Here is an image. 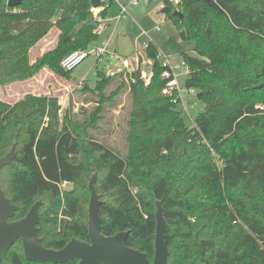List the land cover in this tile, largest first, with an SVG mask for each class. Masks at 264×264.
Here are the masks:
<instances>
[{
  "label": "trees",
  "instance_id": "16d2710c",
  "mask_svg": "<svg viewBox=\"0 0 264 264\" xmlns=\"http://www.w3.org/2000/svg\"><path fill=\"white\" fill-rule=\"evenodd\" d=\"M8 1L0 0L1 89L29 81L43 68L70 81L62 58L88 47L112 2L22 0L9 7ZM159 1V13L180 40L194 44V55L181 53L189 69L185 86L195 89L204 111L193 127L184 124L178 96L161 93L164 68L151 42L144 47L151 61L147 83L135 72L108 75L96 68L94 88L85 87L96 106L83 120L69 111L60 120L58 102L49 96L0 100V158L14 147L16 165L0 173L1 190L18 206L9 222L41 201L38 228L45 248L59 250L72 238L88 241L87 186L96 175L101 233L129 231L125 245L150 262L159 201L167 264H264V88H257L264 66V0ZM53 28L59 32L55 49L31 61V49ZM119 77L126 83L107 96ZM122 87L131 102L124 157L92 134ZM63 182L71 188L60 189ZM0 264L38 263L25 260L16 240Z\"/></svg>",
  "mask_w": 264,
  "mask_h": 264
},
{
  "label": "rangeland",
  "instance_id": "374dc122",
  "mask_svg": "<svg viewBox=\"0 0 264 264\" xmlns=\"http://www.w3.org/2000/svg\"><path fill=\"white\" fill-rule=\"evenodd\" d=\"M118 1L127 5L128 17L121 20L117 19ZM108 3L109 0L106 1V4ZM161 6L162 3L159 0H139L137 6L130 5L129 0H112L106 15L100 18V25L93 32L90 43L85 49L89 55L70 72V81L43 68L29 81L0 88V100L14 104L27 94L49 96L58 102L60 120L63 119L66 111L79 120H83V113L89 114L96 106L95 94L85 89L86 86L91 90L94 88L97 80L96 68L108 75L126 73L121 62L127 59L131 63L130 69L139 70L141 79L147 83L151 75V61L146 57L144 47L151 42L157 47L158 55H162L159 62L165 57L171 66L180 67L174 71L178 90L175 94L179 95L177 110L180 111L184 124L188 128L193 127V120L204 111V105L197 100L195 89H187L185 86L187 74L184 73L181 53L188 52L194 55L192 52L194 44L180 40L177 29L159 13ZM98 12V10L94 11L95 18ZM59 16L60 11H57L55 19ZM157 27L159 31L156 30ZM55 32L56 30L50 32L36 45L30 53L32 60L55 49L58 40ZM97 47H105L106 53L100 61L92 53ZM121 82L126 83V79L117 78L115 84L107 87L105 94L109 96L121 85ZM113 98L114 103L104 106L105 112L101 114L97 129L92 131V134L98 142L124 157L126 155V119L131 103L126 87H122ZM70 188L71 186L65 190Z\"/></svg>",
  "mask_w": 264,
  "mask_h": 264
},
{
  "label": "water",
  "instance_id": "95a60500",
  "mask_svg": "<svg viewBox=\"0 0 264 264\" xmlns=\"http://www.w3.org/2000/svg\"><path fill=\"white\" fill-rule=\"evenodd\" d=\"M21 1L9 0L7 6H18ZM174 15L179 19L183 18L178 11L174 12ZM135 75L137 79H141L139 70ZM260 77L262 82L257 88H264V66L260 70ZM13 160L14 147L0 158V173L7 166L16 168ZM95 183L96 175H92L87 186L90 194L87 208L88 241L72 238L59 250L45 248L39 237L41 201L35 202L22 219L9 222L18 211V206L11 204L0 188V261L5 259L14 242L20 240L25 260L38 264H66L73 260L77 261V264H167L169 249L163 239L166 222L161 203L156 201L154 256L150 262L145 253L125 245L129 231L118 232L112 236H104L101 233V201Z\"/></svg>",
  "mask_w": 264,
  "mask_h": 264
},
{
  "label": "built area",
  "instance_id": "2783aa9c",
  "mask_svg": "<svg viewBox=\"0 0 264 264\" xmlns=\"http://www.w3.org/2000/svg\"><path fill=\"white\" fill-rule=\"evenodd\" d=\"M106 2L107 0H103ZM119 6V15L117 17L118 20L124 19L128 17V12H127V5H124V3L117 2ZM139 3V0H129V4L132 6H137ZM179 3V0H172V4L174 6H177ZM157 31H159V28H156ZM93 55L96 56V58L100 61L103 55L106 53L105 52V47H97L93 50ZM89 53H87L85 50H79V51H74L69 54H67L65 57L62 58L60 62V67L63 71L65 72H71L75 67H77L83 59H85ZM162 55L157 54V59L159 61V58H161ZM122 67L124 68V72L126 73H133L136 72L135 70H131V63L127 60L124 59L121 62ZM161 66L164 68V71L161 75V79L165 82L164 87L161 91L163 96H168L171 97L175 92L178 93L177 90V82L175 79L174 71L177 69H180L179 66H171L170 63L167 61V59L164 57V59L160 62ZM184 73L188 74L189 69L188 67L184 64ZM179 98V95H178ZM69 186H71L70 183L68 182H63L60 185V189L65 190Z\"/></svg>",
  "mask_w": 264,
  "mask_h": 264
},
{
  "label": "crops",
  "instance_id": "0c3cea01",
  "mask_svg": "<svg viewBox=\"0 0 264 264\" xmlns=\"http://www.w3.org/2000/svg\"><path fill=\"white\" fill-rule=\"evenodd\" d=\"M161 7H162V6H161ZM54 30H56L55 35H58L59 32H58V30H57L56 28L51 29L50 32H52V31H54ZM50 32L48 33V35L50 34ZM48 35H47V36H48ZM47 36H46V37H47ZM46 37H44L43 39H45ZM43 39H42V40H43ZM42 40H40L39 42H41ZM39 42H38V43H39ZM38 43H37V44H38ZM37 44H36V45H37ZM35 47H36V46H35ZM35 47H34V48H35ZM34 48H33V49H34ZM33 49H31L30 53L32 52ZM37 57H38V56H37ZM30 59H31V57H30ZM31 61H34V60L31 59ZM14 85H15V84H14Z\"/></svg>",
  "mask_w": 264,
  "mask_h": 264
}]
</instances>
